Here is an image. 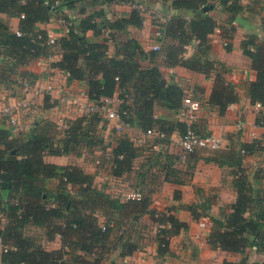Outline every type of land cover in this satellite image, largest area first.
<instances>
[{
  "label": "trees",
  "instance_id": "trees-1",
  "mask_svg": "<svg viewBox=\"0 0 264 264\" xmlns=\"http://www.w3.org/2000/svg\"><path fill=\"white\" fill-rule=\"evenodd\" d=\"M130 1L0 0V13L20 19L18 29L13 30L0 18V56L5 58L0 64V83L8 86L14 82L12 75L18 68L33 60L53 56L52 66L66 71L69 78L86 83L90 99L98 101L102 96H113L119 92L122 100L120 109L126 108L129 113L127 116L122 114L125 122H136L145 132L155 128L165 135L173 130L183 135L186 123L180 117L174 122L161 118L155 114V107L162 105L179 114L186 95L184 89L166 79L158 65L157 52L160 49L147 51L136 38L127 37L129 27L141 26L144 16L137 9H133L128 17L108 18L105 14V4ZM152 1L167 3L169 0ZM215 1L171 0L170 7L184 13L172 14L163 24L165 39L161 53L168 65H183L207 76L214 72L209 102L218 108L220 114H225L237 101L238 93L225 76L227 69L209 57L210 36L221 26L209 11ZM219 1L228 15L226 22L231 24L230 28L223 24L222 27L225 31H234L233 20L248 7L241 0ZM83 4L92 10L78 23L64 14L65 10L86 12ZM97 6H101L100 9H96ZM56 12L62 13L71 25L51 46L48 44V31L38 24L49 21ZM104 28L110 30L112 42L117 46V53L113 56L109 54ZM90 29L98 32L99 41L88 39L87 31ZM190 45L195 47V52L186 56ZM241 47L256 71V79L248 87L249 94L254 102L264 105V37L250 33ZM147 61L149 65L145 64ZM21 78L36 76L25 70L21 72ZM20 84L19 81V88ZM88 114L65 119L63 128L52 120L39 121L31 133L17 137H11L5 129H0V233L8 247L2 252V261L16 264H101L120 246L123 248L122 256L131 254L137 248L128 239L131 228L124 232L120 230L124 222L132 224L145 213L158 221L157 239L161 252L168 250L171 236L188 228V223L174 214L154 208L146 192H141L140 199H125L120 191L114 196L95 187L94 176L82 167L59 166L45 161L46 153L69 154L81 146L93 150L99 145V140L96 142L97 125L102 119L97 113ZM161 139H156L160 145ZM242 149L245 154L250 150L243 145L238 156L230 157L237 166L234 171L237 199L223 217L213 219L209 243L213 248L234 252H245L248 246L255 245L261 252L264 249V195H253L248 171L241 161L245 155ZM202 150L209 149L198 150L190 156ZM223 150H209L213 151L211 158L222 164ZM160 152L161 148L157 155ZM112 153V173L121 176L131 171L135 158L139 156V147L129 136L123 135L115 140ZM51 178H55L57 183L53 189H48L46 182ZM37 228L42 231L41 237L44 235L47 240L60 235L61 247L47 249L43 245V237L36 241L28 232ZM225 264H247V260H225ZM253 264H264V261Z\"/></svg>",
  "mask_w": 264,
  "mask_h": 264
},
{
  "label": "crops",
  "instance_id": "crops-1",
  "mask_svg": "<svg viewBox=\"0 0 264 264\" xmlns=\"http://www.w3.org/2000/svg\"><path fill=\"white\" fill-rule=\"evenodd\" d=\"M219 2L216 0L209 8L210 13L221 23V26H218L210 36L209 57L227 69L225 76L234 84L238 93L237 101L229 106L227 112L220 114L218 108L209 102L213 89L214 72L207 76L203 72L183 65H168L162 53L158 65L170 83L178 84L184 89L186 95H192L201 100L202 108L196 123L197 131L201 134L221 135L228 141V147L223 150L222 164L211 158L213 151L209 150H202L184 159L181 156L179 143L181 132L178 130L167 133L161 139V155L159 156L161 165L155 164L153 158L147 155L144 146L137 142V140L146 142L149 138L140 124L126 122L119 127L118 121H115L114 127H109V125L107 127L106 124L101 123L97 125L96 138L99 140V145L92 150L93 163L87 153L71 152L59 155L46 153L44 156L46 162L59 166L78 165L82 167L94 176L95 187L108 193L111 192L114 196L118 191L123 190L146 192L151 197L152 206L158 211L172 213L188 223L187 229L170 237L168 250L161 252L157 239L158 221L145 213L138 221L129 224L131 231L128 239L137 248L131 254L122 256L123 248L120 246L101 264H225V260L240 261L243 258H246L247 264L264 261V249L259 252L255 245L248 246L245 252H234L213 248L209 243L213 219L223 217L224 213L230 210L229 206L237 199L238 192L234 185V171L237 166L233 164L230 157L236 154L238 156L243 145L250 148L241 161L248 171V180L253 187V195L257 197L264 195V105L257 107L249 94L248 87L250 82L256 79V71L251 59L243 53L241 47L242 41L250 33L260 38L264 37V0H241L248 9L238 14L233 20L234 31L231 29L225 31L222 27L223 24L230 28L231 24L226 22L228 15ZM170 4L171 0L167 3L132 0L112 2L105 4L103 8L108 18L128 17L133 9L139 10L144 16L142 25L130 26L127 37L136 38L148 51L152 50L154 43L159 42L161 46L163 45L165 39L163 24L171 15L177 12L184 13L183 10H173ZM100 7L97 6L96 9ZM85 8L86 12H79L76 9L65 10L64 14H68L72 22L78 23L92 10L91 7L85 6ZM150 12L158 14L161 18V25L151 18ZM0 18L13 30L18 29L19 17L0 13ZM65 20L62 13L56 12L49 21L39 23L38 26L46 29L49 35L58 39L67 31V20ZM159 30L162 32L161 37L157 35ZM100 33L102 34L101 31ZM87 37L92 42L100 39L98 32L92 29L87 31ZM228 45L230 47H227ZM194 52L195 47L190 45L187 47L186 56H191ZM116 53L117 46L112 42L109 44V54L113 56ZM53 59L33 60L28 65L18 68L17 72L12 75L13 83H9L8 86L0 83V90L8 97L18 96L21 72L26 70L32 72L36 78H42L44 83H51L55 87L52 94L43 93L36 97L37 112L31 122H28L29 128L26 134L31 133L39 121L52 120L61 126L67 118L89 115L84 105L93 100L88 97L86 83L75 78L71 79L66 71L52 66ZM4 61L5 58L0 56V64ZM145 64L150 63L147 61ZM115 95H119V92ZM77 98L78 102H71ZM158 107L160 106L155 107L156 115L173 122L178 119L179 114L176 111L162 105L161 113L157 114L156 108ZM56 116H62L61 121L63 122H59ZM239 121L243 122V128L239 129L237 126ZM0 129H5L11 137H17L11 134L9 126L2 120H0ZM121 129L123 131H120ZM123 135L129 136L139 147V156L135 158L131 171L115 176L112 173V146L115 140ZM103 136L109 137L110 143L101 147L102 141H106ZM98 158L101 163L96 165ZM46 183L48 189H53L57 180L51 178ZM195 214L198 217H195ZM247 215L250 216V213L248 212ZM251 216H254L253 212ZM43 239V245L47 249H58L62 245L60 235H56L53 240H47L45 237ZM2 252L3 249L0 246V261Z\"/></svg>",
  "mask_w": 264,
  "mask_h": 264
},
{
  "label": "built area",
  "instance_id": "built-area-1",
  "mask_svg": "<svg viewBox=\"0 0 264 264\" xmlns=\"http://www.w3.org/2000/svg\"><path fill=\"white\" fill-rule=\"evenodd\" d=\"M66 21V20H65ZM67 31L71 25V22L68 20ZM104 37L107 39V42L112 43L110 36V30L103 29ZM158 37L162 36L161 30L157 32ZM57 42V38L53 35H49L48 44L54 46ZM160 43H154L153 49L159 50ZM53 56H50L49 59H53ZM21 91L18 96L8 97L0 90V120L6 122L9 126L11 134L14 136L25 134L29 128L28 122L34 118L37 112V100L38 95L52 94L54 92V86L51 83H44L42 78H21L20 81ZM31 94V95H30ZM78 102L74 99L71 102ZM122 100L119 95L113 96H102L98 101H92L84 107L87 108L88 113H97L102 120L109 121H118L119 127H122L125 120L122 118L123 115H128L126 108L121 110ZM257 107H263L260 102H256ZM202 108V102L200 99L193 97L192 95H185L183 98L182 108L179 113V117L182 121L186 123V131L180 138V149L181 156L185 159L191 154L197 152L201 149L209 150H222L226 149L228 146V141L221 135L215 134H201L197 131L196 123L199 117L200 110ZM237 126L243 128V122L239 121ZM145 134L151 138L150 146L154 150H159L161 145L156 139L163 138L165 136L164 132H161L155 128L148 129ZM246 151L242 149V154H245ZM96 163H100V159H96ZM121 196L125 199H140L142 193L135 190H123L120 192ZM113 225V223H111ZM106 227L103 226V229ZM0 246L3 251L8 247L4 245L3 238L0 233ZM0 264H16L12 262L0 261Z\"/></svg>",
  "mask_w": 264,
  "mask_h": 264
},
{
  "label": "rangeland",
  "instance_id": "rangeland-1",
  "mask_svg": "<svg viewBox=\"0 0 264 264\" xmlns=\"http://www.w3.org/2000/svg\"><path fill=\"white\" fill-rule=\"evenodd\" d=\"M255 3V2H254ZM253 3V4H254ZM255 5V4H254ZM258 11V10H257ZM150 15H151V18H153V19H155L160 25H161V18L158 16V14L157 13H149ZM152 45V44H151ZM151 49H153V45H152V47H151ZM161 51H162V48H161V45H160V50L157 52L158 53V60H160L161 61ZM156 112H157V114H160L161 113V107H158V108H156ZM57 117V120L59 121V122H63V121H61V117L62 116H56ZM101 124H103V125H105L106 124V126L108 127V125H109V127H114V125H115V121H109V120H102L101 122H100ZM63 125V126H62ZM60 127H64V125H65V121H64V123L62 124ZM120 131H123L122 129L120 130ZM105 135L106 136H108V134L107 133H105ZM106 136H103L105 139H106V141H102V143H101V147H104V146H107L108 145V143H110V138L109 137H106ZM150 138H148V141H146V142H144V141H142V142H139L138 140H137V142L138 143H141V145L142 146H144V149L147 151V155H149V156H151L152 158H153V163H155V164H159V165H161V159L159 158V154L157 155V153L156 152H158L157 150H154L151 146H150V143H151V139L149 140ZM98 141V138L96 139V142ZM74 153L75 154H78V153H87L88 154V156H89V158L91 159V162L93 163V161H92V159H93V157H92V154H93V152H92V150L91 149H89V148H83V146H81V147H78V148H76L75 150H74ZM160 154H161V152H160ZM156 155V157H154ZM98 163H96V165H97ZM159 168V167H158ZM108 181V180H107ZM96 185H97V183H96ZM111 193V192H110ZM112 194V193H111ZM123 228H122V230H120V232H124L125 231V229L126 228H128L129 227V224L128 223H126V222H124L123 223ZM30 235H31V237H33L36 241H41V235H42V231H40V230H35V229H31V230H29V232H28ZM116 234H114V236H115Z\"/></svg>",
  "mask_w": 264,
  "mask_h": 264
},
{
  "label": "water",
  "instance_id": "water-1",
  "mask_svg": "<svg viewBox=\"0 0 264 264\" xmlns=\"http://www.w3.org/2000/svg\"><path fill=\"white\" fill-rule=\"evenodd\" d=\"M2 184H3V186H5V185H6V182H5V181H3V183H2Z\"/></svg>",
  "mask_w": 264,
  "mask_h": 264
}]
</instances>
